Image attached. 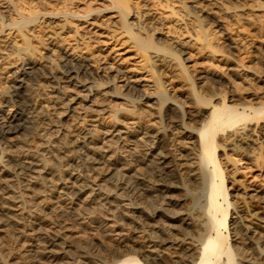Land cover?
<instances>
[{"label": "rangeland", "instance_id": "obj_1", "mask_svg": "<svg viewBox=\"0 0 264 264\" xmlns=\"http://www.w3.org/2000/svg\"><path fill=\"white\" fill-rule=\"evenodd\" d=\"M263 1H186L211 29L220 30L216 40L218 47L230 42L236 44L239 49L237 59L243 64L236 73L238 81L240 79L243 83H237L248 86L249 92L252 91L250 94H258V97L254 96L256 98L264 95L261 87L264 86ZM12 2L9 11L16 7L29 20L25 26L3 32L9 13L0 0V123L11 108L12 99L8 97L12 87L18 86L20 76L16 71L26 59L25 62L30 60L31 64L26 68L30 67L28 72L32 76L20 78H24L28 85L21 91L28 95L27 112L32 124L26 133L9 136L3 144L5 147L1 143L0 146L10 153L25 152L27 158L41 165L34 167L37 174L27 169V165L0 173V180H3L0 184L3 188V193L0 191L3 207L0 209V264H116L123 251L126 253L133 248L155 251L167 262L192 254L186 249L198 245L204 234L214 233L210 230L213 227L207 214L209 168L207 172L204 173L203 169L201 172L185 164L191 156L182 158L187 150L182 148L186 136L181 125L189 122L188 126H193L181 110L172 112V120L167 123L164 120L166 105L161 108V104L153 105L139 99L135 105L122 100L125 98L124 88V95L120 96L110 85L99 86L112 76L108 70L102 71L108 66L106 64H114L120 76L131 79L134 88L143 85L138 81L142 66L135 51L122 38L118 42L113 38L120 31L113 24L116 20L114 13L103 12L109 8L107 1ZM133 2L141 11L153 9L149 1ZM235 6L239 8L234 10ZM227 7L231 9L227 10ZM158 10L155 13L160 15L162 11ZM67 13H78L87 19L68 17ZM68 22L72 23L68 25ZM219 24L225 28H217ZM19 27L30 40L31 54L19 55L13 47L14 42L21 44L17 33ZM76 32H79L78 36ZM198 59L203 62L198 56L192 60ZM71 60L74 64L83 60L92 65V74L82 78L96 85L92 94L87 91L90 85L81 86L85 80L82 82L75 74L66 76L63 72ZM96 60H100L99 66L94 63ZM193 64L192 61L187 64L191 71L194 70ZM209 65L203 62L199 67L205 71ZM98 67L107 78H98L95 72ZM212 72L207 71L204 76H211ZM118 84L122 86L124 83L120 80ZM256 87L260 88L259 91ZM260 91L263 92L261 95ZM169 92L166 93L168 96ZM237 93L240 96L239 91L234 95ZM189 109L186 106V110ZM261 124L249 125L245 130L249 132L244 131L256 141L255 145V141L248 142V148L246 145V150L243 149L250 157H246L237 143L226 148L220 145L221 139L218 140V159L227 173L226 186L230 189L231 202L240 206L241 211L236 207L240 213L234 216L236 213L232 207L229 209V232L236 235L230 234L231 243L236 245L240 241L236 246L247 257V264H264V123ZM145 134L147 137L141 139ZM237 158H241V162L236 164ZM136 178L143 179L138 181ZM76 184H84L89 189L82 194L70 193ZM195 225H202L201 229H193ZM234 225L238 227L232 230ZM243 225L248 228L247 233ZM183 237L187 238L185 243L180 241Z\"/></svg>", "mask_w": 264, "mask_h": 264}, {"label": "bare ground", "instance_id": "obj_2", "mask_svg": "<svg viewBox=\"0 0 264 264\" xmlns=\"http://www.w3.org/2000/svg\"><path fill=\"white\" fill-rule=\"evenodd\" d=\"M106 1L108 3L107 5H109V8L106 6L107 7L105 8L106 10L104 9L105 11L103 10H99V11L101 12L103 11L104 13L105 12L114 13L116 20L113 24L116 25L115 27H117L118 31L120 32L118 33L117 29L115 28L116 33L118 34L113 38H115V41L117 40V42L122 38L123 42L126 43L130 49L135 51V55L138 56V59L140 60L139 62L141 63L142 66L141 71L143 72V73L141 72L142 75L138 78V81H140L143 85L139 86L140 87L139 89H137L136 87L134 88V86L130 84L131 79L125 76L123 77L122 75L120 76V72L117 71L114 64H106L108 66L102 68V71L106 69L112 76L107 78L106 74H103L100 71L101 67H98V69L96 68L95 72L97 76L99 75L98 78L101 79L107 78V80L103 81V83H101L99 86L103 87L105 85L107 86L110 85L111 88H113V91H115V94H118L120 96L124 95L122 93V91L124 90L125 92L124 91L123 92L125 93L124 95L125 98H123L122 100L132 104L134 103L135 105L138 104V99L144 101L145 103H152L153 105L161 104V108L165 107L166 105L164 110V118H165L164 120L167 123L168 122L170 123L172 120V116L174 114L171 115V113L172 112L176 113V111L178 110L179 111L181 110L182 114L185 115L184 117L190 119V122L192 123L191 125L193 127L188 126L189 122L187 125L185 124H183V126L181 125V129H183L186 136V140H183L182 142V148L184 150H187L183 154L182 158L187 159L189 158V156H191L190 157L191 159H187L185 164H188L189 166H193L195 167V169L200 171L203 169L204 173L206 169L209 168L208 170L209 173L208 174L206 173L207 176L209 175L210 178L209 195H208L209 207L207 214L211 217L210 224L213 227V229L210 228V230L214 232L213 234H209V235L206 234V236L204 234L203 236L204 238L201 237L202 239H199L198 245L191 246L192 247V248L190 247L191 250H189L188 248L186 249L188 250L187 251L188 253L193 252L192 254L188 256L186 255L187 257L185 256V258H180L182 257L180 256L178 257V260L174 262L172 261L167 262L166 260L162 259V257L159 254H157L155 251L150 250V251H146L147 252L146 253L143 250H138L139 248L136 250H134L133 248L131 251L126 253H124L125 251H123L122 252L123 254H120L119 256L120 260L116 264H170V263L173 264H244L245 263L247 264L248 263L247 257H244L245 256L243 255L244 253L240 252L241 249L239 248L237 249V247L239 246H236L237 244L240 243V241L239 243H236V245H232L231 243L232 239L230 238L231 237L230 234H233V236L236 235L234 232L232 233L229 232V227H228L229 209L232 207V209L234 210V214L236 213L234 216H236L238 211H240L239 210L240 206L238 207L236 206V203L231 202V198L229 195L230 189L226 186L227 173L226 170L222 167L221 161L218 159V153H219L218 140L221 139L220 143L222 144L220 145L221 146L223 145V147L228 148L227 146H229V148H232L233 146L232 144L237 143L238 148L240 147V149L242 150L246 148L245 147L246 145L248 148V144H247L248 142L253 143L255 141V139H253L254 141H252V139L249 136L250 134L247 135L244 133V131L246 130V127L249 128V125L254 126V124L257 125L259 123L260 124L264 123V95L262 96L260 94L263 93L261 92L262 90L259 92L261 97L256 98L254 96L258 97L257 93H256L257 95H253V93L250 94L252 91L249 92L250 89H248V86L246 87L244 86L245 84L243 85L240 84L241 82L243 83V81L239 79V81L241 82L237 83L238 81V78H236L237 75L236 73L238 72L237 68L240 65L241 66L243 65L241 61H240L241 64L239 63L238 61L239 59H237L236 56L237 55L236 53H239L238 47L233 42H230L226 46L223 45V47H218L216 44L217 42L216 40H218L217 34L219 33L220 30L217 31L211 29L210 25L202 19V16H200L198 12L193 11V9L188 6L186 2L187 0L186 1L185 0H174V1L145 0V3H147L148 1L152 3L153 7L150 6L153 8L152 10H154V8L161 10L162 13L161 14L158 13L160 15H157L155 13L157 9L154 10V12L152 10H147V9L145 10L142 9V11L139 10V6L137 8L136 7L137 4L135 5L133 0H105V3ZM2 2H3L2 3L3 6H6L4 7V9L5 10L7 9V13H9V19L7 20L6 18L7 20L6 23L8 24L5 25L3 32H7L8 28L15 29L20 25L25 26V23L29 19L24 13L18 11V8L16 7L14 8V10H12V12L9 11L10 9H8V7L10 8L11 4L13 3L12 0H2ZM177 5H179L178 9L176 7ZM238 8L239 7L235 6L234 10ZM242 8H245V6H243ZM230 9L231 8L227 7V10ZM99 11L97 13H99ZM72 13L71 14L67 13L66 16L68 17L71 16L72 18L87 19V16H85L86 17L85 18L82 17L83 15L82 16L77 15L78 13L76 14H72ZM31 14L33 16V13ZM93 14H91V16ZM88 15H90V13ZM211 18L213 19L214 17ZM71 23L72 22H68L67 24L69 25ZM216 26L221 30L222 28L223 29L225 28L224 26L221 27L222 25L220 26V24ZM21 27H19L20 32H17L19 33L18 37L19 36L21 37L20 38L21 44L14 42L13 47H15L18 50L19 55L21 54L24 55V53L26 52L30 53L31 49L29 44L30 40L28 39L27 35L24 34L23 29ZM0 33H1V29H0ZM78 33L79 32H76L77 36ZM8 37L10 36H6L5 38ZM45 45L46 44H44V46ZM39 52L41 51L39 50ZM196 56L200 57L203 60V62L210 63L208 67L204 68L205 71L202 69V67L201 68L199 67L203 64L201 60L198 59L195 62H193L192 59ZM25 60H23L24 62L21 63V67L16 71L17 76L18 75L20 76L19 81H17L18 86L12 87L13 90L11 91V96L8 97V99L9 98L12 99L11 101L12 104L10 105L11 108L7 110L8 111L7 114L1 118L0 143L2 144V146H4L3 144L6 140H9V136H13V135L15 136L21 134L23 135L29 129V125L32 124L30 123L31 116H29L27 112L28 95H26L27 93L24 94V92L21 91L22 89L26 90L28 85L24 80V78H22V80H20V78L31 75L30 74L31 72H28V70H31L30 67L26 68L31 64L30 60L28 62H25ZM191 61L192 63H194L192 65L194 70L192 71L190 67L189 68L187 67V64ZM99 62L100 60H96L94 63L98 64L99 66ZM64 67L65 70L63 72L65 73V75L67 74L68 76H71L72 74H75L74 76L79 78L82 82L85 80L84 84L81 86L87 87L90 85L87 88V91H89V93L91 94L92 92H94L96 85H94L93 81H89V79H84V80L82 79L84 75L88 73L92 74L90 72L92 71L91 70L92 65L89 64L88 61L81 60L78 61V63L74 64L73 61L71 60V62H67L66 66ZM243 67L246 68L247 66L244 65ZM207 71H213L212 75L204 76V73H206ZM193 74H196L194 75L195 77L192 76ZM116 80L118 82L122 80L124 84L122 86H119L118 82L117 83L115 82ZM257 81L259 80L257 79ZM227 84H229V87L226 86ZM238 84H240L241 86H239ZM168 87H170V89H168ZM261 87L264 88V86ZM231 88H233V91L231 90ZM256 88H258L257 90L259 91L260 88L259 87ZM236 91L237 92L239 91L240 96L238 93L237 95H234ZM168 92H169V96L166 94ZM127 94H129L130 96H134L136 99L135 100L130 99L131 97L129 96L127 97ZM186 106L190 108L189 111L186 110ZM166 128L168 127L166 126ZM251 129H253V127ZM247 132H249V130ZM146 137L147 136L145 134L141 139H145ZM158 138L159 141L160 137ZM261 142L263 144V141ZM255 143L256 141L254 142V145ZM155 144L156 143L154 141V145ZM230 145L232 146L230 147ZM0 149H1L0 151L1 174H5L10 170L15 171L22 169L23 165H27L28 167L27 169L32 170L31 171L32 173L35 174L38 173V171H36V168L34 167H39V165L41 164L39 162L38 163L34 162L35 160L29 157L27 158L28 154H25V152L23 154L22 153L18 154L14 152L10 153V151L9 152L5 151V148L2 149L1 146ZM245 150L243 151L245 152ZM260 150L262 149L260 148ZM246 157H250V156L246 155ZM258 157L260 158L261 155ZM240 162H241V158L239 159L237 158L234 161V163L236 164ZM195 169L193 168V170ZM204 173L202 174L204 175ZM136 179L138 181H141L143 178L142 179L136 178ZM137 180L136 183H138ZM2 182L3 180H0V184ZM32 183H34L33 180ZM76 186L71 189L69 188L70 193L82 194L87 189H89L84 184H79V185L76 184ZM145 189L147 190V188ZM0 191L3 193V188L2 189L0 188ZM5 196L7 197V195ZM236 207H238V211H236L237 209ZM1 208L3 207L0 204V209ZM177 214L178 216L180 215L178 212ZM240 216L241 215H239L238 219L240 218ZM197 217L200 218L199 215H197ZM203 219L205 218H202V220ZM239 221H241V219L236 222L238 223ZM195 226H196L195 228L194 227L192 228L196 229L199 227V226L197 227V225ZM201 226L202 225H200V227ZM235 226L236 225H234L232 230L238 227ZM244 227H245L244 232H246V229L248 228H246V225ZM241 229L242 228H240V230ZM192 230L191 232H193ZM236 232L238 233L239 231L237 230ZM161 239L163 238L161 237ZM177 241L179 242V240ZM180 241L182 243L183 242L185 243V241H187V238L185 239L183 237L182 239H180ZM170 243H172V240ZM153 245H155V243ZM174 258L177 257L175 256ZM249 263L251 262L249 261Z\"/></svg>", "mask_w": 264, "mask_h": 264}]
</instances>
